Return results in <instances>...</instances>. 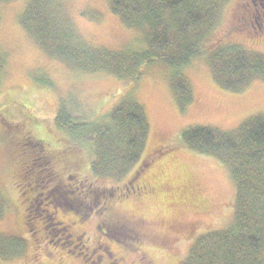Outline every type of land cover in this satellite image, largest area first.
<instances>
[{
    "label": "rangeland",
    "instance_id": "obj_1",
    "mask_svg": "<svg viewBox=\"0 0 264 264\" xmlns=\"http://www.w3.org/2000/svg\"><path fill=\"white\" fill-rule=\"evenodd\" d=\"M25 2L0 5V236L20 244L11 251L0 242V264H94L99 252L86 261L77 254L83 250H77L79 243L56 240L75 229L84 234L87 251L94 250L104 222L117 217L136 233L110 231L119 242L110 248L124 259L119 264H184L201 236L232 223L236 188L220 162L183 147L180 135L193 126L233 131L264 113V82L243 92L222 89L207 56L180 70L162 62L140 66L127 81L82 74L41 50L26 33L20 22ZM62 3L73 34L93 49H146L143 32L127 28L111 12L110 0ZM210 42H215L212 51L237 45L264 54V0H228ZM176 72L192 95L184 108L170 89ZM128 97L142 105L148 121L141 159L120 183L95 182L88 149L71 144L54 126L55 117L62 109L93 127ZM143 163L132 186L151 183L154 190L127 191V181ZM54 177L62 180L47 182ZM62 181L68 191L59 190ZM110 262L102 258L100 264Z\"/></svg>",
    "mask_w": 264,
    "mask_h": 264
},
{
    "label": "trees",
    "instance_id": "obj_2",
    "mask_svg": "<svg viewBox=\"0 0 264 264\" xmlns=\"http://www.w3.org/2000/svg\"><path fill=\"white\" fill-rule=\"evenodd\" d=\"M13 1L0 0V5ZM227 2L110 0L111 12L127 28L143 32L144 51L93 49L71 31L62 0H26L20 22L41 50L82 74L105 73L127 81L135 79L140 66L162 62L180 70L194 59L207 56L216 84L228 91L243 92L255 81L264 82V54L237 45L212 51L215 42L210 39ZM3 60L0 58V73ZM173 75L170 89L184 108L192 100L189 85L181 74ZM85 123L62 109L54 120V126L72 139L71 144L73 141V145L88 149L90 175L95 182L120 183L138 164L147 143L149 126L142 105L128 97L98 125ZM180 142L186 149L220 162L236 188L232 223L201 236L184 264H264V113L248 118L233 131L214 126L187 128ZM145 166L143 163L129 178L127 186ZM3 202L0 195V216ZM0 238L9 250L19 248V242Z\"/></svg>",
    "mask_w": 264,
    "mask_h": 264
},
{
    "label": "flooded vegetation",
    "instance_id": "obj_3",
    "mask_svg": "<svg viewBox=\"0 0 264 264\" xmlns=\"http://www.w3.org/2000/svg\"><path fill=\"white\" fill-rule=\"evenodd\" d=\"M261 6H262V4H261ZM37 160H38V158H37ZM46 162H49V160H47ZM46 175H49L48 171L46 172V174L44 176H46ZM58 180H62V179H57L56 177H54L51 180L48 179L47 182L52 181V183H53L54 181L58 182ZM59 184H60L59 190L62 192L63 191L65 192L64 189H66L68 191L70 188L69 186H68L69 188H64V187H67V185H65V183H63V181ZM78 184L81 185L80 189L84 188V185L81 182H79ZM148 188H150L152 191L154 190L151 183H149V184L142 185V186H134L133 185V186L127 187V191H134V192H139V191L141 192L142 191V192H144ZM71 189L78 190L79 188L75 187V188H71ZM90 195H91V192L87 193V197H89ZM94 195H96V190L94 192ZM126 227L129 228L125 224L124 220L119 218V217H117L115 219H111V221H109V222H104V230H103V228L101 229L100 227H98V231L101 229L100 230V237L96 240V243H95L96 248L94 250L87 251V249L85 247V236H84V234H80L78 231H75V229L70 231V228H69V233L66 236L59 237L56 241L58 243H62L64 245L67 244L68 241L73 242V243H75V242L79 243L81 245V247H79L77 250H80L81 248L83 250L78 251L77 254L79 256H82V258L85 259L86 261H89V259L94 254H96V252H99L100 255L96 259H94L95 260L94 264H100V261L102 258H108L111 261L110 264H119V263H122L124 261V259L119 254H116L111 250L110 243L115 244L114 242H116V243H119V242L116 241L114 238H112L113 235L110 234L111 233L110 231H113V232L117 231V230L125 231V232L129 233L130 237H135L136 233H134V229L129 228L131 230L130 231ZM79 229H81V227H78V230ZM77 232L80 235L76 234ZM107 240H110V241H107ZM148 262H150V261H148ZM150 263H152V262H150ZM124 264H125V262H124Z\"/></svg>",
    "mask_w": 264,
    "mask_h": 264
}]
</instances>
